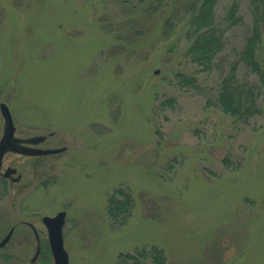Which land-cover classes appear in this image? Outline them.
I'll use <instances>...</instances> for the list:
<instances>
[{
  "label": "rangeland",
  "instance_id": "374dc122",
  "mask_svg": "<svg viewBox=\"0 0 264 264\" xmlns=\"http://www.w3.org/2000/svg\"><path fill=\"white\" fill-rule=\"evenodd\" d=\"M233 1L215 7L226 21L216 63L227 68L252 23L248 0H238L239 20L227 28ZM131 3L0 0V103L19 135L44 134L41 146L64 148L20 166L28 209L22 184L12 197L0 180V231L17 224L22 232V217L64 206L69 264H154L147 254L119 260L151 247L165 264H264V84L261 112L236 120L216 104L218 73L186 55L184 0L152 16ZM238 77L254 79L242 65ZM118 187L132 196L121 223L106 211ZM19 236L0 249V264H54L47 240L32 262L37 242Z\"/></svg>",
  "mask_w": 264,
  "mask_h": 264
},
{
  "label": "trees",
  "instance_id": "16d2710c",
  "mask_svg": "<svg viewBox=\"0 0 264 264\" xmlns=\"http://www.w3.org/2000/svg\"><path fill=\"white\" fill-rule=\"evenodd\" d=\"M171 1L132 0L131 4L141 6L143 12L152 16L156 12L163 11ZM184 2L181 7L185 13H188L185 35L190 40L186 55L190 62L200 67L201 71L209 74L218 73L217 81L215 79L214 85L212 83L217 92L216 104L222 111L240 121L248 120L251 116L260 113V97L264 84V0H248L252 23L243 47L237 52V62L230 63L228 68L216 63V56L223 51L226 44V26H223L226 24L225 18L219 21L216 15L215 7L218 0H184ZM239 5L238 0H234L229 5L226 16L227 21L231 22L227 28L238 22L239 17L236 14ZM172 27L171 17L166 18L162 29L164 36L169 35ZM240 65L249 70L254 76L253 80L238 77ZM182 77L189 86L197 82L193 74L184 73ZM131 206V194L123 187H118L109 195L106 211L113 222L121 223L131 213ZM143 251L145 252L121 254L119 260L126 261L130 258L137 263L147 254L151 256L154 264H165L166 256L162 249L151 247Z\"/></svg>",
  "mask_w": 264,
  "mask_h": 264
},
{
  "label": "flooded vegetation",
  "instance_id": "af4514ba",
  "mask_svg": "<svg viewBox=\"0 0 264 264\" xmlns=\"http://www.w3.org/2000/svg\"><path fill=\"white\" fill-rule=\"evenodd\" d=\"M15 124V123H14ZM4 126H5V121H3L1 123L0 126V139L3 136L4 133ZM53 133V132H51ZM44 135V134H42ZM14 137L15 139V144L20 145L21 148L24 150L22 152H18L15 150H7L2 157V162L0 165V180L4 181L5 183H7V185H4L3 187L5 188L4 193H11L12 195V190L15 186H18V184H22V188H20V192H21V197L26 198V201H24L22 204V208L23 209H28V198L30 196V193L32 192L31 190L28 189V181L25 178L26 175L23 174V170H20V166L24 163V167H27V160L28 157H37V156H45V155H50V154H55V153H47V154H29L28 153V149L29 146H33V147H39V148H48V147H44L41 146L42 143L45 142V140L47 139V135H45V138L37 143H30L27 140L24 139H28L31 136H21L17 133L16 131V126H15V131H14ZM61 152V151H60ZM59 153V152H57ZM7 154H14V156L17 157H21V158H17V161H19L21 164L18 163H13V162H9L6 161L5 157ZM34 189V188H33ZM35 191V190H34ZM18 193V188L15 189L14 195H12V197L17 196ZM63 212V216H64V222L62 224V236L63 239H65V235L67 234L64 231V227L65 225L68 223V218L70 216V211L68 210V208L66 207H61L58 208L57 210L51 212V213H43L40 216V220L37 219L36 221H34L33 219L29 218V217H22L21 219H19V223L23 224L25 226H21V228L19 229L22 232H16V227L17 224H11L10 226H8L7 231L3 232V230L0 231V241L2 239H4L6 236H8V239L6 240L5 244L0 246V249H2L3 247H5L8 242H10L14 237H21V239L18 240H28L29 238H32L33 240H35L37 242L36 244V248H35V253H34V257L32 258V262H34L38 256L41 254V252H43L42 247H41V241L43 240H47L48 241V245H49V250L51 253V249H50V244H49V227L47 222L44 220L45 216H56L59 215L60 213ZM29 215V214H28ZM27 226V227H26Z\"/></svg>",
  "mask_w": 264,
  "mask_h": 264
},
{
  "label": "water",
  "instance_id": "95a60500",
  "mask_svg": "<svg viewBox=\"0 0 264 264\" xmlns=\"http://www.w3.org/2000/svg\"><path fill=\"white\" fill-rule=\"evenodd\" d=\"M0 110L4 117L5 126L4 133L0 139V165L2 162L3 154L7 150H15L18 152L24 151L20 145L15 144V124L12 118L11 111L8 105L5 102L0 103ZM45 138V135H34L28 139H24L29 141L30 143H37ZM64 148H39L29 146L28 153L29 154H46V153H56L62 151ZM44 220L47 222L49 227V244L51 253L53 256V260L55 264H68L69 263V255L67 250L64 247V240L62 236V224L64 222L63 212L56 216H45ZM8 236L0 241V246L4 245Z\"/></svg>",
  "mask_w": 264,
  "mask_h": 264
}]
</instances>
